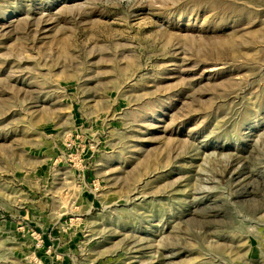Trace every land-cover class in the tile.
I'll return each instance as SVG.
<instances>
[{"label": "rangeland", "instance_id": "rangeland-1", "mask_svg": "<svg viewBox=\"0 0 264 264\" xmlns=\"http://www.w3.org/2000/svg\"><path fill=\"white\" fill-rule=\"evenodd\" d=\"M0 264H264V0H0Z\"/></svg>", "mask_w": 264, "mask_h": 264}]
</instances>
